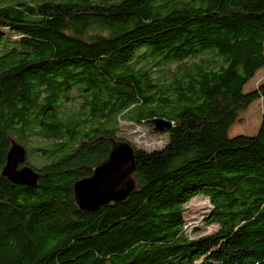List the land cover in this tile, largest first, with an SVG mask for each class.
<instances>
[{"label":"trees","instance_id":"1","mask_svg":"<svg viewBox=\"0 0 264 264\" xmlns=\"http://www.w3.org/2000/svg\"><path fill=\"white\" fill-rule=\"evenodd\" d=\"M262 68L264 0H0V264H264V110L255 135L228 136L264 99V82L243 92ZM153 119L172 123L159 149L117 136ZM11 141L33 188L1 176ZM114 142L134 150V190L81 211L73 185ZM198 196L217 230L191 240Z\"/></svg>","mask_w":264,"mask_h":264},{"label":"water","instance_id":"2","mask_svg":"<svg viewBox=\"0 0 264 264\" xmlns=\"http://www.w3.org/2000/svg\"><path fill=\"white\" fill-rule=\"evenodd\" d=\"M153 124L157 134L172 128V123L165 120H155ZM26 159V149L11 141L1 176L14 185L35 187L39 175L25 165ZM134 171L132 146L126 142L112 143L107 159L93 169L92 175L74 183L76 206L81 211L96 212L101 206L126 200L134 190Z\"/></svg>","mask_w":264,"mask_h":264},{"label":"rangeland","instance_id":"3","mask_svg":"<svg viewBox=\"0 0 264 264\" xmlns=\"http://www.w3.org/2000/svg\"><path fill=\"white\" fill-rule=\"evenodd\" d=\"M101 1V0H95ZM116 1V0H113ZM118 1V0H117ZM197 63V60H195ZM154 78L160 83L165 84L169 82L174 75H179L182 73V70L179 69V64L174 63L171 66H157L153 70ZM260 82H264V68L260 69L252 79H250L245 86L243 87L244 93H249L256 85ZM79 103L81 101L78 99L73 103L72 110H78ZM264 110V99H257L251 103V105L239 113L240 121L236 122L228 130V136L234 137L237 135L244 136H253L256 134L262 111ZM153 120L144 121L143 124H138L132 126L128 122L120 120L117 128V136L119 138L127 140L129 143L134 145L138 149H143L145 151H152L154 149L161 148V145H164L167 137L164 133L157 134L154 129ZM169 122V121H168ZM160 143V144H159ZM53 142L46 140H32L30 147L34 149H43L46 151L52 150ZM25 148V147H24ZM27 149V148H25ZM27 151V150H26ZM45 155H48L46 152ZM36 154L31 155L28 158V163L30 165L36 166L41 159L37 160L35 158ZM41 162H46L45 159ZM48 162V161H47ZM185 212V229L186 233L189 236V239H197L202 236L211 234L217 230V226L213 224H207V214L211 210V205L209 200L198 196L193 198L186 206Z\"/></svg>","mask_w":264,"mask_h":264},{"label":"built area","instance_id":"4","mask_svg":"<svg viewBox=\"0 0 264 264\" xmlns=\"http://www.w3.org/2000/svg\"><path fill=\"white\" fill-rule=\"evenodd\" d=\"M160 144V143H159Z\"/></svg>","mask_w":264,"mask_h":264}]
</instances>
